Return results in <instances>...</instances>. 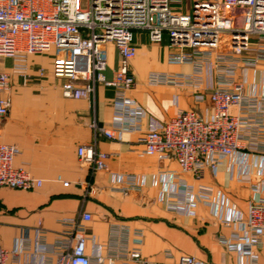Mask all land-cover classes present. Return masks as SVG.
I'll list each match as a JSON object with an SVG mask.
<instances>
[{
  "label": "crops",
  "instance_id": "crops-1",
  "mask_svg": "<svg viewBox=\"0 0 264 264\" xmlns=\"http://www.w3.org/2000/svg\"><path fill=\"white\" fill-rule=\"evenodd\" d=\"M134 43L138 53L130 71L136 86L127 97L145 111L146 117L141 132H125L115 140L96 137L91 127L94 120L113 127L117 107L113 88L98 87L95 101L67 99L61 91L64 80L57 79L52 71L53 51L0 58V70L10 73L12 88L10 112L0 117V143L17 146L21 155L15 166L26 167L43 181L42 187L29 191L0 187V245L10 252L7 264H56V256L48 250L69 231L62 222L80 219L84 213L91 215L83 224L87 255L92 259L109 255L111 225L120 224L132 233L142 231V252L156 264H171L182 255L195 257L198 264H250L240 252L220 242L221 237H230L238 230L223 225L221 219L247 217L254 198L251 187L264 182V157L234 155L195 181L191 174L182 173L174 158L147 156L146 131L161 129L181 111H195L205 118L212 115L214 75L210 68L200 77L190 64H168L167 34L161 44H154L147 32L135 31ZM260 46H264V39L253 36L251 48ZM226 50L224 45L222 51ZM118 62L119 55L110 44L109 80ZM41 70L45 71L43 76ZM153 72L196 77L182 87L152 86L148 77ZM237 80L243 83L246 95H264V60L256 67L240 69ZM231 113L238 111L233 108ZM82 146H94L109 154L108 169L96 171L83 164L78 155ZM124 175H135L141 190L129 196L117 191ZM187 187L207 189L212 195L207 200L198 199L186 211L176 212L170 203H183ZM133 240L131 234L128 243L122 245L132 249ZM258 258L264 264V249L258 251Z\"/></svg>",
  "mask_w": 264,
  "mask_h": 264
},
{
  "label": "built area",
  "instance_id": "built-area-1",
  "mask_svg": "<svg viewBox=\"0 0 264 264\" xmlns=\"http://www.w3.org/2000/svg\"><path fill=\"white\" fill-rule=\"evenodd\" d=\"M0 0V58H17L49 54L56 50L52 71L64 82L61 91L67 99L95 101L100 86L115 90L114 123L112 128L91 124L96 137L115 140L125 132H141L145 111L133 105L127 94L136 86L131 74V61L138 49L134 32L144 31L154 44L169 37L167 62L170 65L190 64L196 76L207 68L213 71L211 102L213 113L205 118L195 111H181L161 129L145 132V154L160 160L174 158L182 173L195 181L203 179L207 170L216 171L223 162L237 154L264 157V95L244 93L237 80L240 69L256 67L264 60V46L251 48V38L264 39V0ZM173 5H181L179 9ZM113 44L118 67L113 78L108 71V47ZM226 51H222L223 46ZM256 53L253 57L244 54ZM44 70L40 71L43 76ZM196 76L153 72L148 77L152 86H186ZM11 75L0 70V117L11 109ZM197 100L203 101L202 97ZM133 106V107H132ZM236 108L238 113L232 114ZM21 155L17 146L0 143V187L34 190L43 181L24 167H16ZM80 161L96 171L108 169L110 155L94 146L78 150ZM252 199L246 218H223L225 226L238 230L220 242L240 252L250 264H260L258 251L264 249V182L253 185ZM141 190L135 175H124L117 191L124 196ZM183 203H170L176 212L192 208L198 199L207 200L212 192L187 187ZM80 219H65L69 227L65 237L48 251L56 256V264H156L143 252V233L113 224L110 228L109 255L92 259L87 255V235ZM81 220V221H80ZM40 233V238L42 231ZM134 236L130 249L129 236ZM171 257L170 253H167ZM10 252L0 245V264H7ZM171 264H198L193 256L182 255Z\"/></svg>",
  "mask_w": 264,
  "mask_h": 264
},
{
  "label": "rangeland",
  "instance_id": "rangeland-1",
  "mask_svg": "<svg viewBox=\"0 0 264 264\" xmlns=\"http://www.w3.org/2000/svg\"><path fill=\"white\" fill-rule=\"evenodd\" d=\"M184 3H185V5H188L189 4V0H185ZM180 7H181V5H173V8H175V9H179ZM55 54H56V50L53 51V55H52V59L53 60L55 58ZM4 58L14 59V58H10V57H4ZM53 60H52V63H53Z\"/></svg>",
  "mask_w": 264,
  "mask_h": 264
}]
</instances>
